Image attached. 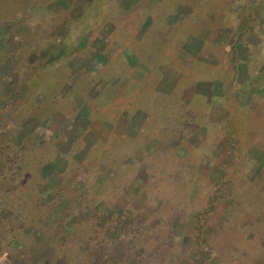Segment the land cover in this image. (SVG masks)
<instances>
[{
  "label": "rangeland",
  "instance_id": "obj_1",
  "mask_svg": "<svg viewBox=\"0 0 264 264\" xmlns=\"http://www.w3.org/2000/svg\"><path fill=\"white\" fill-rule=\"evenodd\" d=\"M1 102L0 264H264V0H0Z\"/></svg>",
  "mask_w": 264,
  "mask_h": 264
},
{
  "label": "trees",
  "instance_id": "obj_2",
  "mask_svg": "<svg viewBox=\"0 0 264 264\" xmlns=\"http://www.w3.org/2000/svg\"><path fill=\"white\" fill-rule=\"evenodd\" d=\"M2 104V102L0 103V105ZM3 110V106H0V121L2 120L1 116H2V111ZM1 127H6L3 129V132H1L0 129V145L2 143V140L4 139V134L8 133V129H16V127L14 126H6L5 124H3ZM7 130V131H6ZM6 132V133H5ZM7 142L5 143V145L3 146V149L0 148V184L1 183H9V184H14L16 181V178L24 175L23 170H21L18 166H13V164L11 163V161L6 158L5 155H3L5 150H10L9 149V144H11V139L10 138H6ZM2 147V146H0ZM16 158H21L20 156H17L15 154ZM15 158V161H17V159ZM6 166L5 170L3 169ZM3 170L5 173H3ZM10 175V176H9ZM1 197H6L7 196V192H4L3 194L0 195ZM27 230V229H26ZM31 234V233H29ZM33 254V252H32ZM32 257L29 259V261L26 264H33L31 262Z\"/></svg>",
  "mask_w": 264,
  "mask_h": 264
}]
</instances>
